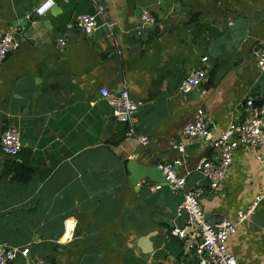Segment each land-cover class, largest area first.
<instances>
[{
	"label": "crops",
	"instance_id": "0c3cea01",
	"mask_svg": "<svg viewBox=\"0 0 264 264\" xmlns=\"http://www.w3.org/2000/svg\"><path fill=\"white\" fill-rule=\"evenodd\" d=\"M40 1L0 0V32L18 43L0 62V135L15 126L22 144L13 156L0 150V242L29 248L10 264H35V257L43 264H197L186 243L169 234L185 223L176 214L181 194L170 190L172 207L164 195L147 202L155 182L132 185L127 164L182 155L177 172L185 189L203 187L200 204L211 221H234L239 208L264 194V131L259 157L240 146L216 190L196 170L215 150L194 139L181 154L168 143L196 108L217 135L240 119L247 98L264 94V70L253 54L264 47V0H53L55 10L35 15ZM99 6L110 37L102 15L90 33L68 26ZM142 9L154 24L141 22ZM202 56L206 79L180 93V80ZM99 87L125 88L140 102L132 135L116 119L106 128L110 114ZM138 135L148 142L141 145ZM11 160L32 169L29 181L13 180ZM227 245L237 264H264V199Z\"/></svg>",
	"mask_w": 264,
	"mask_h": 264
},
{
	"label": "built area",
	"instance_id": "2783aa9c",
	"mask_svg": "<svg viewBox=\"0 0 264 264\" xmlns=\"http://www.w3.org/2000/svg\"><path fill=\"white\" fill-rule=\"evenodd\" d=\"M45 4L48 7L43 12L39 11ZM54 4L51 0H41L33 8L35 15H43L49 11ZM102 15L104 20L101 25L105 28L107 37L112 35L111 23L105 19V13L99 6L93 14H78L74 25L83 33H90L96 29L98 16ZM140 20L143 23L154 24L155 17L147 10L142 9ZM56 44L60 47L66 45L64 38H57ZM18 43L10 32H0V62L6 57L7 53L17 47ZM257 65L260 71L264 70V47L257 46L253 50ZM201 65L190 70L179 82V92L182 94L190 92L195 86L201 84L207 76V56H202ZM98 92L102 98H105L112 107V113L119 122L129 124L126 135H132L134 130L130 122L133 114L136 112L140 102L131 98L128 91L122 88L118 92H111L105 87H99ZM246 110L240 119L231 121L227 127L214 135L209 126L205 112L202 108H196L192 118L185 122L181 129L179 139L171 138L169 146L181 154L185 152V141L194 139L203 140L213 150L216 151L214 158L203 157L196 166V170L212 190L218 189L226 177L227 170L232 163L234 152L240 147H248L256 157L258 148L263 141L264 131V102L261 105H255L252 97L244 101ZM141 145L148 142L146 135H138ZM20 132L15 126H7L0 135V150L6 155H16L21 150ZM183 162V156L171 161H165L157 164L165 178V184L171 191L179 192L181 200L176 208V214L185 215V223L182 227H173L169 234L177 237L186 243V253L191 255L197 261V264H237L236 258L229 250L227 245L228 238L236 231V226L244 221L250 215L255 213L261 201L264 199L263 193L256 194L250 202L239 208L235 213V220L231 221L227 216H222L216 221L207 219L204 210L200 204V195L203 187L196 185L193 188L185 189V176L177 172L176 166ZM154 188L158 189L161 184L155 183ZM27 247L20 248L14 245H7L0 242V264H10L20 256H26ZM43 260L35 257V264H43ZM181 264H186L185 262Z\"/></svg>",
	"mask_w": 264,
	"mask_h": 264
},
{
	"label": "water",
	"instance_id": "95a60500",
	"mask_svg": "<svg viewBox=\"0 0 264 264\" xmlns=\"http://www.w3.org/2000/svg\"><path fill=\"white\" fill-rule=\"evenodd\" d=\"M51 12L55 9L50 8ZM29 99V96L24 97V103H26V100ZM264 102V94L254 100L255 105H261ZM101 106L105 108V111L108 112L110 115L107 120L106 128H111V126L115 122V116L112 113V107L108 104L107 100L103 98L100 102ZM128 170H129V181L132 185H137L141 180L148 179L150 181H153L155 183L161 184V187L156 189L155 192H152L150 197L148 198L149 202L152 198L156 197L157 195H164L166 196V202L167 204L171 206V200L168 199L170 195V188L165 184V178L162 174L161 170L158 168L157 164H150V165H143L138 163L136 157L129 160L127 164ZM181 200V195H180Z\"/></svg>",
	"mask_w": 264,
	"mask_h": 264
},
{
	"label": "trees",
	"instance_id": "16d2710c",
	"mask_svg": "<svg viewBox=\"0 0 264 264\" xmlns=\"http://www.w3.org/2000/svg\"><path fill=\"white\" fill-rule=\"evenodd\" d=\"M8 172H12L13 180L16 183H24L31 179L32 177V169L22 162H18L15 160H11L9 163ZM54 264V263H50Z\"/></svg>",
	"mask_w": 264,
	"mask_h": 264
},
{
	"label": "clouds",
	"instance_id": "9594fccd",
	"mask_svg": "<svg viewBox=\"0 0 264 264\" xmlns=\"http://www.w3.org/2000/svg\"><path fill=\"white\" fill-rule=\"evenodd\" d=\"M49 3H51V0H49ZM48 7V4H45L41 9H39V11L43 12L45 8Z\"/></svg>",
	"mask_w": 264,
	"mask_h": 264
}]
</instances>
